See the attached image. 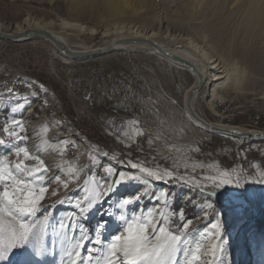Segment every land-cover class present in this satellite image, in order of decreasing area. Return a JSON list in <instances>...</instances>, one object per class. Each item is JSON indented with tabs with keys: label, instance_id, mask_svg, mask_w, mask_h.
I'll use <instances>...</instances> for the list:
<instances>
[{
	"label": "rangeland",
	"instance_id": "rangeland-1",
	"mask_svg": "<svg viewBox=\"0 0 264 264\" xmlns=\"http://www.w3.org/2000/svg\"><path fill=\"white\" fill-rule=\"evenodd\" d=\"M143 1H147L148 7L139 9V0H133L126 13L121 15H107L94 4L86 15L76 16L66 0L55 3L0 0V20L12 25L26 16L44 20L66 18L97 30L95 33L79 29L72 32L77 39L90 44L98 43L106 34L109 37L118 29L123 32L154 31L164 41L201 46L211 52L220 65L233 63L244 75L238 98L225 99L226 102L220 101L216 105L218 116L238 124L254 123L264 128V29L250 35L243 26L238 28L227 20L221 9L198 20L193 17L197 0ZM56 56L51 44L41 38L19 42L0 39V103L5 104L0 109V139L6 138L2 130L5 124L10 126L13 118L22 120L21 134L26 139L18 146L26 147L30 155H40L48 167L45 179L60 176V181L50 179L41 201L46 206L55 205L48 209L52 213L50 225L58 228L57 222L63 220L67 224L69 218H74L72 223L76 228L75 236L73 229L65 230L67 239L63 244L61 237L53 236V228H48L45 247L49 251L37 258L41 264H71V259L79 261L80 257H68L66 251H71L73 244L80 240V229L87 232L93 228L99 216L92 213L85 220L75 208V201L84 192L72 190L77 189V185L83 189L84 181L88 180L87 188L91 191L97 187L94 181L111 183L121 171L138 179L121 184L109 200V204L114 203L110 210L117 215L123 214L115 208L117 200L131 195L121 193L119 188L129 185L135 190L147 183L158 186L157 192L167 186L173 194L160 200L169 202L163 212L169 215L170 223L181 228L182 222L191 221L189 239L195 236L202 250L203 243H213L211 223L215 220L214 212L224 214L222 231L228 243L223 245V252H217L212 264H238L243 259L244 243L240 240L243 229L249 264H264V184L248 183L243 196L234 195L238 190L228 189L213 209L208 207L211 201L201 196L192 182L195 176L196 183H208L203 176L215 175L224 169H234L233 175L238 174L241 183L259 180V172L264 171V140L246 138L239 143L238 139L207 134L195 128L181 103L182 93L191 83L192 75L149 53L146 48L115 50L73 60L69 65L63 64ZM9 90L14 95L9 96ZM29 100L32 101L30 107H21ZM13 106L20 110L16 116L12 113ZM29 108L33 110V118L25 116ZM207 114L219 118L208 109ZM133 120L140 122L138 127L144 131L143 137L134 136L137 126L130 123ZM69 137L71 140L67 142L66 150L56 151L58 139ZM77 143L85 150L84 160L77 154ZM196 148H199L198 152ZM97 152H107L108 156L101 161L103 167H93L91 172L94 175H90L89 160ZM3 153L4 149L0 147V154ZM7 154L9 161L17 162L12 153ZM129 160L153 170H175V175L188 179L157 181L138 169H132L127 163ZM26 163L37 162L27 160ZM108 167L113 169L112 173L106 171ZM64 182L68 183V188L63 186ZM180 187H186L185 197L179 195ZM65 197V203H59ZM156 203L152 201L141 207L148 206L149 211ZM140 204L128 205L126 211L132 210L128 215L148 216L143 213L144 208L140 212ZM207 207L208 210H204ZM202 210L204 215L200 213ZM10 219L6 213L0 212V227H6ZM111 222L104 232L105 242L118 228L117 220ZM206 226L209 232L199 235ZM103 255L104 252L94 253L93 264L98 261L103 264ZM81 256L87 257V252L81 251ZM11 259L18 261L19 250ZM201 259L203 264L204 257Z\"/></svg>",
	"mask_w": 264,
	"mask_h": 264
},
{
	"label": "snow or ice",
	"instance_id": "snow-or-ice-1",
	"mask_svg": "<svg viewBox=\"0 0 264 264\" xmlns=\"http://www.w3.org/2000/svg\"><path fill=\"white\" fill-rule=\"evenodd\" d=\"M8 95H14L12 90H9ZM31 103L30 100L26 101V105H21V107H30ZM130 123L137 126L134 129L135 137L145 135L144 131L138 127L140 123L138 120H133ZM16 129H21V131L17 132ZM2 130L6 134V138L0 139V147L4 149V153L0 154V212L6 213L11 219L6 227H0V264H41V260L37 258L43 257L45 252L49 251L45 247V235L48 228H53V236L61 237L63 244L67 239L66 229H73V236H75L76 228L72 223L74 218H69L67 224L63 220L57 222L58 228L55 225H50L52 213L48 209L49 207L54 208L55 205L46 206L41 201L44 200L50 179L60 181V176L45 179L48 167L40 155H30L26 147L18 146L26 139L21 134L23 131L22 120L13 118L11 125L5 124ZM125 135L128 134L125 133ZM129 138L132 143H135L132 137ZM195 151L198 152L199 148H196ZM7 153H12L17 158V162L13 164L9 161ZM21 156H23L22 159ZM96 156L100 158L97 159ZM107 156V152L102 154L97 152L90 158L88 164L90 175H94L91 172L93 167L97 165L103 167L101 161ZM27 160L37 163H26ZM127 163L132 169H138L146 173L148 177H154L157 181L170 182L178 179L187 181L188 179L187 176L178 177L175 175V170H153L141 167L139 163H133L131 160ZM194 168L193 165V170ZM106 171L112 173L113 169L108 167ZM234 171V169H224L215 175L203 176L202 179L208 182L204 184L196 183V178L193 176L192 182L196 184L201 196L211 201L208 207L214 209L219 198L225 196L228 189L238 190L234 195L243 196L248 183L264 184V171L259 172V180L245 181L244 183L240 182L238 174L234 177ZM116 175L117 178L111 183L106 180L94 181L97 187L91 191L87 188L88 180L84 181L83 189L77 185V189L72 190L84 192V195L75 201L77 212L85 220L92 213L99 216V219L94 227L87 232L81 228L80 240L73 244L71 251H66L68 257H80L79 261L71 259V264H93V254L96 252H104L103 264H202L201 256L209 255L211 259L204 261L203 264H212V260L217 257V252H223V245L227 244L228 240L222 231V213L214 212L215 221L211 223L213 243L207 251H203L200 242L195 240V236L189 239L188 229L191 221L182 222L181 228L170 223L169 215L163 211L158 213V218L154 217L152 213H149L148 216L128 215L127 206L138 202L141 198L139 195L134 198L121 197L116 202V210L123 214L117 215L115 211H111L110 209L114 206L109 204V200L116 189L123 183L138 179L134 175L126 176L123 171ZM63 186L68 188V183L64 182ZM167 195L166 192H160L159 195L153 193L152 197L159 203L161 197ZM66 199L67 197L60 200L59 203H65ZM205 215L207 216V213ZM113 219L118 222L117 231L108 242H105L104 232L108 230ZM209 230L206 226L204 232L199 235H206ZM53 245H55V239ZM17 250H19V259L12 261L11 258L17 254ZM81 251H86L87 257H82Z\"/></svg>",
	"mask_w": 264,
	"mask_h": 264
},
{
	"label": "bare ground",
	"instance_id": "bare-ground-1",
	"mask_svg": "<svg viewBox=\"0 0 264 264\" xmlns=\"http://www.w3.org/2000/svg\"><path fill=\"white\" fill-rule=\"evenodd\" d=\"M46 1L53 3L57 2V0ZM66 2L69 6V9L73 11L76 16L79 14L86 15L89 11V7L93 6L94 4L96 6H100V9L102 8L107 15L112 16L126 13L129 8V4L132 3L133 0H66ZM139 2L141 4V6L138 5L140 7L139 9L148 7L147 1L139 0ZM196 4L197 5L193 17L198 20L204 19L221 9L226 14L227 20H230L231 23L235 24L238 28L244 27L247 33L250 35L253 32L264 29V0H197ZM133 6L136 7V4H133ZM139 9L134 8V10ZM76 29H79L80 31L88 30L92 33H95L97 31L94 27H87L83 23L66 18H61L59 20H44L26 16L21 21L16 22L12 25H9L0 20V39L2 38L14 42H19L29 39L41 38L51 44L54 54L58 56L59 60L62 61L63 64L68 65L71 64L73 60H81L90 56L104 55L115 50L118 51L122 49L127 50L132 48H146L149 53L164 59L168 63L180 69H183L192 75L193 79L191 83L184 89L182 93L181 103L184 109V113L186 114L192 125L195 126V128H198L207 134H216L233 140L238 139L239 143L244 141L246 138L244 136H238V134H236L235 132H246L249 134H254L256 136H264V128H261L254 123L238 124L233 121L225 120L218 116L219 112L216 109V105L218 104V102H226L225 99L232 100L238 98L237 95L241 93L242 86L244 85V75L242 74V72H240L241 68H239L240 70H238L235 64L224 62L222 65H220L219 62L214 59L213 54L207 51L205 48L197 45H180L175 42L164 41L154 31L132 30L130 32H123L116 29L117 31L114 34H111V36L106 37V34L105 38L101 39L98 43L90 44L79 40L74 36V33L72 32ZM33 31H41L45 34L27 39L28 34ZM3 36L11 37V39L4 38ZM127 39H142L152 42L153 45L142 41L119 44L122 40ZM156 47L161 48L165 52H168L170 55L178 56L188 61L195 67L197 72L192 68L186 66L185 64L164 56L163 54L158 52ZM75 54H78L79 56H72ZM200 76L203 78V84L197 90L196 88L199 84ZM191 94V107L193 111L190 109V105H188V100ZM203 102L205 103V106L203 105ZM4 105V103H0V109L4 108ZM31 109L32 108H29L27 110V115H25L26 117L33 118L34 113ZM207 109L209 112H212L219 118L208 116ZM19 111L14 107L12 113L16 116ZM194 115L198 116V118L204 121H200ZM70 140L71 137L67 138L66 140L58 139V147L56 148V151L59 152L60 149L62 151L66 150L67 142H69ZM77 144V154L80 156V159L84 160L83 155L85 150L82 148L80 143ZM157 187H155V185H149L145 183L143 185L137 186V189L135 190L132 186L127 185L125 187L119 188V191L121 193H131L129 197L132 198L139 195L141 198L136 203H141L138 207L141 212V210H143L144 208L141 207V205H149V203H151L152 201H156L152 197L153 193H156L157 195H159L160 192H166L168 193V195L173 194V190L170 187L165 186L156 192L155 189ZM250 187L251 191L254 192L251 184ZM178 193L181 196L183 195L182 197H185L184 195L186 194V187H180ZM163 198L165 199V197ZM168 203L169 202H167V200H162L159 203H156L155 206L151 207L149 211L147 210L148 206L145 207L143 213H146L148 215L149 213H152L154 217L158 218V213L161 209H164L162 211H165V208L168 207ZM204 210H208V207ZM204 210L200 211V213H202L203 215V212H205ZM131 211L132 210H128L126 212L128 214V212ZM220 213H222V211H220ZM223 218L224 214L222 213V220ZM243 231L244 229L240 232V240L242 241V243H244L243 247L245 255L238 264H249V257L247 255L249 250L247 248V245L245 244L246 242L243 237ZM203 232L204 229L202 233ZM211 244V241L203 243V251H207ZM203 257L204 261H206L210 260L211 256L209 255L207 257Z\"/></svg>",
	"mask_w": 264,
	"mask_h": 264
},
{
	"label": "water",
	"instance_id": "water-1",
	"mask_svg": "<svg viewBox=\"0 0 264 264\" xmlns=\"http://www.w3.org/2000/svg\"><path fill=\"white\" fill-rule=\"evenodd\" d=\"M45 33L41 32V31H33V32H30L28 34V37L27 39L29 38H33V37H36V36H39V35H44ZM46 36V35H45ZM48 36V35H47ZM4 38H10L11 37H7V36H3ZM147 42L149 44H152V42H149V41H146V40H142V39H131V40H122L119 44H122V43H126V42ZM156 46V45H155ZM158 52H160L161 54H163L164 56H167L169 58H172V60H176L177 62H180L182 64H185L186 66L192 68L194 71L197 72V70L195 69V67L189 63L188 61L178 57V56H173V55H170L168 52H165L164 50H162L161 48L159 47H156ZM72 56H79L78 54H75V55H72ZM203 82V78L200 76V81H199V84L197 86V90L202 86V83ZM193 94V93H192ZM192 94L190 95V98L188 100V105H190V109L192 110V107H191V100H192ZM193 111V110H192ZM193 113V112H192ZM195 116V115H194ZM196 118H198V116H195ZM200 121H204L200 118H198ZM236 134H238V136H244L245 138H249L250 140H253V141H261V140H264V136H256L254 134H249V133H246V132H235Z\"/></svg>",
	"mask_w": 264,
	"mask_h": 264
}]
</instances>
